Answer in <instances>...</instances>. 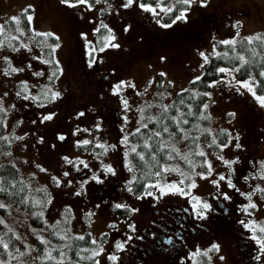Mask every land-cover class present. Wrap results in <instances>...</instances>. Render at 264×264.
Instances as JSON below:
<instances>
[{"label": "rangeland", "instance_id": "374dc122", "mask_svg": "<svg viewBox=\"0 0 264 264\" xmlns=\"http://www.w3.org/2000/svg\"><path fill=\"white\" fill-rule=\"evenodd\" d=\"M178 1L182 0H133L125 7L127 0L93 3L0 0V111L5 135L17 137L9 159L17 167L19 177L26 181L28 198L35 205L34 210L28 211L0 197V203L5 205V211H0V221H3L0 228L16 237L24 255L13 264H40L49 253L51 264H65L69 240L85 233L95 242L96 264H118L117 253L125 248L126 238L135 230L134 222L145 209V199H156L159 207L169 201L181 204L196 215L207 210L201 206L208 204V198L217 194L221 185L225 187L226 182L228 186L235 170L240 176L238 187L247 190L246 195L236 191V198L247 202L248 218L238 235H234L243 238L242 231L246 234L250 231L251 241L257 248L256 261L264 264V251L253 239L255 235L264 240V233L259 231L264 227V106L256 99L264 95L256 92L253 75L240 78L236 66L222 67L225 71L210 83L206 92L204 110L210 120L199 124L194 146L188 143L187 133L176 138L168 132L162 141L170 149V160L163 166V172L142 194L129 191L136 172L130 160V152L135 147L129 137L131 133L153 121L177 91L201 75L210 55L223 50L218 47L219 43L233 41L231 44H234L240 37L264 39V0H192L171 20L164 21L163 9H173ZM141 4L154 8L155 12L144 10ZM25 9H29L26 18L32 16L28 29L22 21L11 19L19 20ZM214 10L229 12L218 19L206 16ZM182 12L186 19L173 23ZM8 20L13 21L12 27L6 25ZM206 24L211 25V32L195 57L188 56L186 47L170 46L162 49L160 56L157 51L145 53L147 48L142 46L148 34L156 33L152 37H158L172 28L202 36ZM100 28H105L103 45L90 37ZM37 33H51L55 41ZM102 46L104 52L98 50L95 56L97 65L109 63L114 67L113 72L116 69L121 72L122 79L117 85L124 82L115 94L116 106L104 107L102 95L98 94L108 84L103 78L105 72L90 77L84 83L89 89L83 90L84 97L77 102L90 99L87 104L93 102L95 114L91 115V108L84 105L82 118L88 128L74 130L68 140L64 134L57 133L59 126L52 121L54 117L58 119L56 111L67 108L71 92L80 87L81 60L93 62L96 49ZM133 52L136 53L132 57ZM244 82L251 86V92L243 86ZM54 94H58L55 99ZM123 101H127V107ZM49 115L52 119H43ZM220 130L228 134L222 143L218 142ZM84 141L103 145L102 152L76 149V144ZM248 152L251 158L244 171H238L237 166ZM199 153H203V160L195 157ZM108 167L119 175L115 186L111 176L106 179L111 173L106 170ZM221 176L225 179L220 180ZM94 182L93 189L89 190ZM157 184L165 188L166 196L156 198ZM173 184L184 194L168 191L166 186ZM148 192L152 195H147ZM249 203L256 207H248ZM116 205L130 207L131 213L120 216L114 210ZM35 214L41 216V223L34 222ZM52 233L58 240L51 238ZM229 233L233 235L231 229ZM42 240L46 243L40 251L37 242ZM118 242L123 248L117 249ZM214 244L218 249L212 248ZM243 249L242 256L247 257L248 248ZM110 255L117 259H109ZM180 259L182 264L242 262L235 256V246L222 233L202 238L188 247Z\"/></svg>", "mask_w": 264, "mask_h": 264}, {"label": "trees", "instance_id": "16d2710c", "mask_svg": "<svg viewBox=\"0 0 264 264\" xmlns=\"http://www.w3.org/2000/svg\"><path fill=\"white\" fill-rule=\"evenodd\" d=\"M95 1L86 0L88 3ZM186 6L182 2H177L171 12L163 15V20L169 21ZM27 12L23 11L18 20L22 21V25L26 29L29 28V22L26 18ZM6 25L12 27L13 21L8 20ZM104 33L105 28H100L99 34ZM183 33L195 34L185 31ZM47 38L51 42L55 41L53 36H48ZM218 47L223 50L210 56L199 79L191 80L184 89L176 92L172 100L166 105L167 111H164L165 107H162L158 116L146 125L147 127L143 125L139 128V132L136 130L130 135V139L135 143L136 149L135 152H130L131 162L136 167V172L131 182V188L134 193L141 194L148 190L150 183L161 174L163 165L170 160V149L164 146L162 141L168 132H171L176 138H181L184 133H187L188 143L194 146L199 124H205L210 120V115L204 110V102L207 98L205 94L210 87V82L222 74L220 71L222 67L236 66L237 76L240 78L253 75L255 78L256 92L264 95V75H261V73H264V39L259 37L258 39L249 40L241 37L234 44L219 43ZM149 49L150 47H147L145 53ZM2 114V111H0V187L5 190L0 191V197L12 205L32 211L35 205L28 198L29 188L27 183L19 177L17 167L9 159L11 144L16 138L13 135H5ZM173 117L175 119H172ZM184 121H187V123H184ZM165 127L169 129L168 132L163 131ZM156 132H160V136L154 135ZM227 135L226 130H220L218 142H225ZM205 136L208 137V134L206 133ZM145 144L148 146L145 147ZM89 148L99 150V148L93 147L90 143L77 145V149L79 150ZM141 156H143V159L140 158ZM196 157H200L199 159L203 160V156L200 154L196 155ZM202 166L205 168L204 164ZM0 211L4 212L5 208H0ZM115 211L120 216L128 215L131 212L128 207H116ZM33 219L35 223H41L40 215H33ZM0 233V241H2L0 243V264H13L24 255H21L22 252L18 241L10 231L1 228ZM51 238L58 240L57 236L53 233L51 234ZM3 244H8V248L5 249ZM37 244L41 251L43 243L38 241ZM94 246L95 243L91 240L89 233L83 236L72 237L67 245L65 264H80L81 262L94 263L96 261V256H92V253L95 252ZM9 258L13 259V261L9 262ZM52 262V259L47 258L40 260V264H51Z\"/></svg>", "mask_w": 264, "mask_h": 264}, {"label": "flooded vegetation", "instance_id": "af4514ba", "mask_svg": "<svg viewBox=\"0 0 264 264\" xmlns=\"http://www.w3.org/2000/svg\"><path fill=\"white\" fill-rule=\"evenodd\" d=\"M203 38V34L199 37L197 34L182 33L178 29H171L158 37L148 34L144 38L143 46L150 47L149 52L155 51V48L156 51H160L170 46L198 44ZM113 69L114 67L106 62L103 65H97V63L82 65V84L93 75L105 72L103 77L105 76L108 84L103 86L100 92L109 107L114 104V88L122 77L120 70L116 69L113 72ZM77 100L71 97L62 120L59 122V131L65 136H68L72 129L78 130L84 127L81 115L84 105L76 106ZM235 180L231 183L234 188H239L240 177L237 176ZM113 184H117L116 177H113ZM232 188L223 189L215 194V197L209 200V208L203 212V217L192 214L181 205L166 203L160 208L155 205L154 200L149 199L147 201L149 207L143 211L141 219L138 220L133 238L127 241V248L119 257L120 264H182L180 258L188 247L199 243L202 238H209V234L215 233L226 234L227 238L231 237L230 242L237 248L236 254H238V249L241 247L238 246L239 237L234 234L240 231L239 228L243 224L241 222H244L246 214L243 210L244 200L236 198L237 193ZM240 192L245 191L240 190ZM225 196L228 198L225 199ZM230 223L233 224L232 227L228 226ZM229 229L233 231V235L229 233ZM243 263L251 264V260L245 258Z\"/></svg>", "mask_w": 264, "mask_h": 264}, {"label": "snow or ice", "instance_id": "6c2138e0", "mask_svg": "<svg viewBox=\"0 0 264 264\" xmlns=\"http://www.w3.org/2000/svg\"><path fill=\"white\" fill-rule=\"evenodd\" d=\"M62 2H63V3H69V0H62ZM191 2H192V0H182V3H184V4H186V5H190ZM78 3H86V0H78ZM132 3H133V0H127V3H126L124 6H125V7H128V6L131 5ZM70 6H74V5H70ZM30 7H31V6L29 5V8H30ZM140 7L143 8L144 10H146V11H152V12H155V9H154V8H151V7L148 6V5L141 4ZM24 11L27 12V9H25ZM163 11H164L165 13H168V12H171V11H172V8H170V7H169V8H165V9H163ZM11 19L14 20V21H17V22H18V18H17V17H12ZM27 19H28L29 21H31V20H32V16L29 15V16L27 17ZM184 19H186V16H185L184 12H182L179 16H176V18H175V20L173 21V23H175L177 20H184ZM164 26H165V27H170V25H164ZM37 35H46V36H50L51 33H46V34L37 33ZM248 39H249V40H252V39H258V37H256V38H252V37H250V38H248ZM224 43H226V44H231V43H233V41H224ZM57 46H58V45H57ZM112 46H113V47H116L117 45H112ZM201 55H203V54H201ZM241 59H243V58H241ZM12 71H16V69H12ZM220 71H221V72H224L225 69L221 68ZM161 75H163V73H161ZM261 75H264V73H261ZM197 79H199V77H197ZM123 83H124V82H121L120 85H116V86H115V88H114V94H118V92H119V90H120V87H121V85H122ZM243 86L246 87V88H248V90H249L250 92L252 91L251 86H250L247 82H244V83H243ZM55 95H58V94H54L53 97H52L53 99H55ZM205 95H207V93H206ZM253 95H255L254 92H253ZM25 98L27 99V97H25ZM256 99H257V101H258L262 106H264V96H256ZM123 103H124L125 107H127V101H123ZM206 107H207V105H205V108H206ZM164 111H167V106H165ZM189 114H191V113H189ZM81 115H83V114L81 113ZM43 119H44V120H49V119H52V116H51V115H49V116H45ZM172 119H175V117H173ZM184 123H187V121H184ZM144 127H147V126L144 125ZM163 131H164V132H168L169 129H168L167 127H165V128L163 129ZM181 131H182V130H181ZM137 132H139V129H137ZM154 135H156V136H160V132H156V133H154ZM63 138H64V137H60V139H63ZM126 141H127V137H125V141H124V142H126ZM83 143H84V144H87V143H89V142H88V141H84ZM213 143H215V141H213ZM147 146H148V145L145 144V147H147ZM225 146H226V145H225ZM100 147H103V145H100ZM237 147H239V145H237ZM132 151L135 152L136 149L133 148ZM199 154H200V155H203V153H199ZM140 158L143 159V156H141ZM225 163H228V162L225 161ZM85 166H87V165H85ZM106 170H107L108 172H112V171H113V170L111 169V167H108ZM129 170H131V169H129ZM165 170H168V169H165ZM65 175H67V173H65ZM157 175H159V173H157ZM93 178L95 179V177H93ZM224 179H225V178H224L223 176L220 177V180H224ZM182 182H183V181H182ZM213 183H215V181H213ZM192 186L194 187L195 184H193ZM155 187H157V188L160 189V194H161V196H163V195L166 194V193H165V188H162L159 184L155 185ZM166 187H167L168 191H174V192H179V193H181V194H184V193H183V190L180 189V188H178V187H177L176 185H174V184H173V185H167ZM229 187H234V186L232 185V183H231L230 180H229ZM4 190H5V189H3L2 187H0V191H4ZM129 191H132L131 187L129 188ZM262 191H264V190H262ZM147 195H152V193H151V192H148ZM227 198H228V197L225 196V199H227ZM199 203H200V202L197 201V204H199ZM3 207H5V205H4L3 203H0V208H3ZM116 207L119 208V207H122V206H121V205H116ZM194 207H196V205H194ZM201 207H202L203 209L206 210V209L209 208V205L205 203V204H203ZM248 207L255 208L256 205H255V204H251V203H249ZM244 211H247V208H245ZM197 216H198V217H203V212H202V211H198V212H197ZM0 223H3V221H0ZM241 223H243V221H242ZM244 226H245L246 228H247V227H250L249 224H244ZM253 231H255V228H254V227H253ZM259 231L262 232V233H264V227H261V228L259 229ZM81 239H83V238L81 237ZM129 239H131V238H129ZM253 239L256 240V242L261 246V250L264 251V240H262V239H258L255 235L253 236ZM0 243H2V241H0ZM41 243H46V241H43V240H42ZM94 243H95V242H94ZM168 243H171V241H168ZM3 247H4L5 249H7V248H8V244H3ZM116 247H117V249H121V248H123V245L120 244V243L118 242L117 245H116ZM212 248H213V249H218V246L214 244V245L212 246ZM101 250H102V249H101ZM21 255H23V253H21ZM96 255H98L97 252H93V253H92V256H96ZM47 258H48V259H52V256H51L50 253L48 254ZM89 258H91V257H89ZM109 259H111V260H116L117 257H116V256H110ZM221 259H223V258H221Z\"/></svg>", "mask_w": 264, "mask_h": 264}]
</instances>
